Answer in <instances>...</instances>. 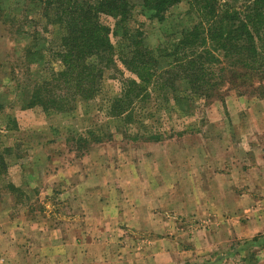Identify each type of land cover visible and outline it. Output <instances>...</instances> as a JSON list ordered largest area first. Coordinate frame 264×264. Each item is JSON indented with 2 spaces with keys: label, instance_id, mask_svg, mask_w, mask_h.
I'll return each mask as SVG.
<instances>
[{
  "label": "rangeland",
  "instance_id": "rangeland-1",
  "mask_svg": "<svg viewBox=\"0 0 264 264\" xmlns=\"http://www.w3.org/2000/svg\"><path fill=\"white\" fill-rule=\"evenodd\" d=\"M128 3V29L157 57L198 21L185 2L160 20ZM41 12L0 0V264H155L159 240L163 264H264V230L227 240L237 225H264V99L220 78L199 99L176 79L174 95L152 91L116 115L111 102L130 77L120 67L94 100L50 110L31 101L60 67L59 29ZM214 57L217 78L222 53ZM140 222L163 230L143 233ZM92 239L80 257L75 243Z\"/></svg>",
  "mask_w": 264,
  "mask_h": 264
},
{
  "label": "trees",
  "instance_id": "trees-1",
  "mask_svg": "<svg viewBox=\"0 0 264 264\" xmlns=\"http://www.w3.org/2000/svg\"><path fill=\"white\" fill-rule=\"evenodd\" d=\"M27 1L45 10L46 15L41 12L45 21L59 29L60 46L53 54L60 67L50 72L49 82L35 85L31 99L47 103L50 110L66 112L71 104L94 100L106 72L121 75L120 67L130 77L120 81L119 97L111 102L110 111L116 115L127 111L130 115L133 105L145 104L152 91L167 94L171 90L174 95L176 79L199 99L218 86V78L223 86L250 89L264 99V0H141L140 5L155 19L164 18L182 2L198 18L190 30L177 33V43L157 50L159 57L138 31L128 29V0ZM102 17L114 21L113 29L102 23ZM112 38H118V43ZM214 51L223 58L217 78L214 68L219 62ZM159 59L167 62L161 64ZM196 85L205 90L196 91Z\"/></svg>",
  "mask_w": 264,
  "mask_h": 264
},
{
  "label": "crops",
  "instance_id": "crops-1",
  "mask_svg": "<svg viewBox=\"0 0 264 264\" xmlns=\"http://www.w3.org/2000/svg\"><path fill=\"white\" fill-rule=\"evenodd\" d=\"M246 197L247 198H255V197L249 196V195H246ZM257 198H259V197H257ZM225 221H226L225 222L226 225H231L229 223V220H225ZM234 224H237V223L234 220H232L231 226L233 227ZM249 225L251 226L250 229L257 230L255 234H258V233H260V231L264 230L263 223H262V225L261 224L259 225L256 221H255V223H251L250 221H248V222H245L244 224H241V226L237 225V226L233 227L232 231H229V238H227V240L228 239H232V240L240 239V236H242L243 227H246L249 229ZM138 229L140 231L142 230L143 233H146L147 230L155 231V232H153V234H158L160 230H163L162 228H159L157 225L148 227L147 224H144V226H143L141 222L139 223ZM248 237H250V236H248ZM159 241H161V242L160 243H154L153 247H151V249L153 250V251L152 250L151 251L155 253L154 255L151 256V260L153 263L155 262V264H163V261H165L164 260V254L166 251V246L164 247V245L162 244V242H164L165 240H159ZM98 243H99L98 241L92 239L90 243L79 241V242H76L75 245L77 248H80L79 254H80V257H83L84 256V250H86L85 247H84V249H81L83 246H87V247L91 246V249H95L96 244H98ZM142 257H144V255L140 256V258H142ZM153 257H154V259H153ZM40 260H42V258ZM28 261H29V259H28ZM212 261H214V259ZM166 263L168 264L167 261H166ZM177 263H178V261L177 262L175 261V264H177ZM171 264H174V263L171 262Z\"/></svg>",
  "mask_w": 264,
  "mask_h": 264
}]
</instances>
